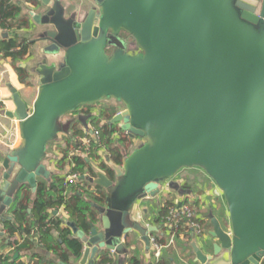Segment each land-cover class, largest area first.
<instances>
[{
    "label": "water",
    "instance_id": "water-1",
    "mask_svg": "<svg viewBox=\"0 0 264 264\" xmlns=\"http://www.w3.org/2000/svg\"><path fill=\"white\" fill-rule=\"evenodd\" d=\"M41 1L43 12L31 13L43 27L35 42L54 60L33 70L40 86L32 109L11 90L8 117L21 144L0 143V213L22 186L36 192L38 178L51 180L50 144L77 122L87 127V116H64L112 100L125 109L108 125L144 142L121 166L109 162L114 181L91 178L106 191L94 205L100 230L86 234L63 219L85 245L79 264H96L102 250L125 255L133 232L149 244L161 228L133 219L134 208L185 169L216 185L230 225L210 214L213 255L193 242L196 263L264 264V0H96L85 16L61 0Z\"/></svg>",
    "mask_w": 264,
    "mask_h": 264
},
{
    "label": "trees",
    "instance_id": "trees-1",
    "mask_svg": "<svg viewBox=\"0 0 264 264\" xmlns=\"http://www.w3.org/2000/svg\"><path fill=\"white\" fill-rule=\"evenodd\" d=\"M30 1L32 0H25L26 3ZM24 9V2L21 0H0V55L4 58H11L19 73L26 76L28 75L26 69L19 66V63L30 57L31 44L18 34L20 30L29 27L27 19L23 16ZM115 114L116 111H111L110 108L101 109L95 114L91 113L87 123L90 127L87 126V129L81 123L72 128L71 135L65 139L67 149L62 152L63 157L69 158L74 165L70 174L85 176L90 173L95 177V172L89 162L94 161L100 164L102 173L111 180H115V172L108 163L102 160L101 150L108 151L111 155L110 162L121 166L125 156L131 154L134 146V140L130 137L124 138L121 128L116 129L115 126L108 125ZM92 131L99 132L100 140L92 141V153L87 158L89 160L76 156L70 158L71 151H68L70 146L78 147L79 138L90 135ZM191 186L186 184L182 186V189L183 191L190 190ZM31 194L32 188L29 185L22 186L15 197L11 216L9 218L2 217L0 222V264H57L46 255L47 253L56 255L65 264L71 259H80L84 251L83 243L64 224L63 218L54 216L53 212L64 208L68 219L74 222L79 230L90 234L92 225L95 226L99 219L98 211L94 205L102 206L104 204L106 191L89 179L66 185L64 177L53 175L50 182H38L33 202ZM186 202L187 205L191 204L188 200ZM198 203L190 205L196 215L194 219L197 222L200 217H205L208 214V211H205L203 213L205 216L202 215ZM159 205L160 208L153 218V223L164 231H169L164 217L170 207L178 206L180 209V205L167 200ZM189 222L186 215L182 216L178 224L177 239L190 240L193 230L188 226ZM204 222L203 220V225ZM157 234L160 236L159 233ZM163 237L164 235L160 242H165L166 239ZM64 246H67V251L63 250ZM36 248L39 250L36 251ZM29 252L31 255L28 260H23V253ZM17 254L18 257L15 258ZM129 263L138 264V260L131 257ZM96 264L116 263L109 255H104Z\"/></svg>",
    "mask_w": 264,
    "mask_h": 264
},
{
    "label": "crops",
    "instance_id": "crops-1",
    "mask_svg": "<svg viewBox=\"0 0 264 264\" xmlns=\"http://www.w3.org/2000/svg\"><path fill=\"white\" fill-rule=\"evenodd\" d=\"M22 2H24L25 7L23 11V16L27 19L29 27L20 30L18 34L31 44V55L27 60L19 63V66L26 69L28 75L24 76L19 73L16 68V65L14 64L11 58H4L0 55V143L12 149L20 146L21 135L19 123L15 119H11L8 117L9 112L16 111V106L12 99L11 90H17L21 98L27 105V108L32 109L37 99L40 86L39 76L34 74L33 70L45 57L49 60L50 63L54 60L53 56L43 54V50L47 46L45 43L35 42L38 34L43 30V27L37 26L31 16V13L33 12L35 14H39L43 12L44 8L42 6V1L32 0L29 3H26L25 0H22ZM61 2L67 8L69 13L76 12L79 13L81 16H85V14H87L90 10L97 6L96 0H61ZM89 119L90 116H88V119L86 121L87 123ZM87 126L90 127V125ZM84 127L85 129L88 128L86 126ZM71 133L69 135L64 136H66L67 138L71 135ZM64 149H67L65 141L60 142V140H58L50 144L48 147V158L46 162L49 167V170L53 173V175H59L66 179L67 176L70 175V172L74 167L69 158L66 159L63 157L62 152L64 151ZM72 149L73 146H70L68 151H71ZM104 152L106 151H103L102 154ZM3 159L4 156L0 152V181L2 180V176L5 172V169L2 166ZM89 162L92 164L93 168L96 167V164H93L91 161ZM204 179L205 180L203 181L195 182L194 184H192L190 190L185 191H183L182 189L183 185L179 183L178 180L174 179L168 184H165L166 189L163 194L165 196V200L178 202L179 204L185 203L187 200L189 201L191 199L194 201V203L199 202V209L202 215H204L203 213L205 211H208V214L206 216L204 215L205 217L202 216L205 221L204 226H207L208 223L211 224L209 218L210 214H214L220 220L218 214L222 213L225 217H228V209L220 190L209 179V177ZM40 181L47 180L43 178H38V182ZM174 185H176L175 188L173 187ZM35 193L36 192H34L32 189V202L35 199ZM157 197L154 198L155 200L144 199L139 202L134 208L133 219L138 220L145 227H160L153 223V218L158 213V207L156 208V206H154L155 203H159V198ZM165 200L161 198V201ZM12 206L0 213V222L2 220V217L9 218L11 216ZM54 216H61L63 219H68L64 208L59 209L58 214ZM95 226L99 230L101 229L99 222ZM211 230L212 228L209 230V232ZM157 233H159L161 237L162 235H164L166 239L165 241L170 238V233L168 231L160 229L158 232L150 234L149 239L153 236L162 239L160 236H158ZM208 235L206 234V236L202 239L194 238L193 236L190 238V240H187L185 238L176 239L175 245L165 249L163 251L162 258L157 262L154 259V252L153 248L151 247V244H147L144 240H142L139 234L133 232L123 241L124 248L126 250L125 255H118L111 251L102 250L99 253L97 261L100 260L102 256L109 255L115 260L116 264H131L129 263L131 257L137 258L138 264H198L196 263V256L193 252L191 244H193V242H196L198 247H200L206 254L213 255V245L216 243V240H214L213 238H208ZM208 244L210 245L209 248H207ZM37 249L39 250V248H36L35 250L38 251ZM63 250L67 251V246H64ZM30 255L31 252L23 253L22 259L27 261ZM46 255L56 261L57 264H65L63 261L57 258L56 255L52 253H47ZM81 258L78 260L71 259L67 264H79Z\"/></svg>",
    "mask_w": 264,
    "mask_h": 264
},
{
    "label": "built area",
    "instance_id": "built-area-1",
    "mask_svg": "<svg viewBox=\"0 0 264 264\" xmlns=\"http://www.w3.org/2000/svg\"><path fill=\"white\" fill-rule=\"evenodd\" d=\"M22 1V0H21ZM24 1V0H23ZM100 140V134L97 131H92L90 135H87L83 138H79V146L78 147H74L71 150L70 153V158L71 157H81V158H88V156L92 153V141H99ZM104 150H101V154ZM74 167V165H73ZM80 175L79 174H70L69 176H67V178L65 179V184L69 185L71 183H76L79 180ZM164 193V190L162 188L161 194ZM160 195V194H159ZM159 203L163 202L160 200H158ZM191 202V204L187 205L185 202V204L180 203L179 207L180 209L175 206L170 207L167 214L164 217V220L166 222V226L169 229V233H170V238L165 241V242H160V239L158 237H150V244L151 247L153 248V252H154V259L158 262L163 255V251L167 248H170L172 246L175 245L176 242V234L179 228V221L181 220L182 216H187L189 218V223L188 226H190L192 228V236L194 238H204L206 236L205 231H204V225L202 224V221L204 220L203 218H199L198 222L196 221V219H194V217H196L195 213L192 211V204H194V201L191 199L189 200ZM174 204H178V202H174ZM191 205V206H190Z\"/></svg>",
    "mask_w": 264,
    "mask_h": 264
},
{
    "label": "rangeland",
    "instance_id": "rangeland-1",
    "mask_svg": "<svg viewBox=\"0 0 264 264\" xmlns=\"http://www.w3.org/2000/svg\"><path fill=\"white\" fill-rule=\"evenodd\" d=\"M82 108L85 111H87L88 109H93V113H96L97 111H100L101 109L110 108L111 111L115 110L116 114L119 112H122L125 109L122 104L115 102V101H112V100L111 101H101V102L96 103L92 106H84ZM82 108H80V109H82ZM79 112H80V110H78L76 113L73 112V113L67 114L66 116H64L63 121L67 122V121L71 120V118L74 115H77ZM74 119H75V117H74ZM118 126H117V128L119 129ZM65 139H66V136H64L62 134L61 138L59 140H60V142H62V141H65ZM143 142H144V140L136 138L133 142L134 146L132 147L133 148L132 151H134L137 148V146L142 144ZM117 143H120V141H117ZM102 160L109 164V162L111 160V155L108 153V151H106L102 154ZM92 163L96 164L94 161H92ZM95 176H96L95 177L96 180L99 179V177H100L99 172H95ZM87 177H88L87 179H90L89 174H87ZM204 178H208V177L203 171H201L199 169H185L175 178V180H178V182L181 183L182 185H186V184L192 185L195 182H200V181L205 180ZM162 188L165 191L166 185H164ZM158 196H160V197H157V198H159L158 200H160L161 198H163L165 200V196L163 193H162V195L160 193V195H158ZM154 206H156V208L158 207V209L160 208L159 203H155ZM218 216L220 217V220L222 222L223 227L226 230H229L230 229L229 218L227 216L225 217L222 213H219ZM211 228H212V225L210 223H208L207 226H204L205 234L208 235L209 230ZM208 238H211V237L208 235ZM209 247H210V245L208 244L207 248H209Z\"/></svg>",
    "mask_w": 264,
    "mask_h": 264
},
{
    "label": "flooded vegetation",
    "instance_id": "flooded-vegetation-1",
    "mask_svg": "<svg viewBox=\"0 0 264 264\" xmlns=\"http://www.w3.org/2000/svg\"><path fill=\"white\" fill-rule=\"evenodd\" d=\"M78 110H80V112L77 114V115H74L72 118H71V120L72 119H74V117L75 118H80L81 116H91V113L92 114H95V113H93V109H88L87 111H85L83 108L82 109H78ZM77 110V111H78ZM77 111H75V113L77 112ZM89 112H91L90 114H89ZM123 112V111H122ZM118 114V113H117ZM78 123H80V122H77L75 125H77ZM74 125V126H75ZM117 126L118 125H116L115 127H116V129H118L117 128ZM119 128H120V126H118ZM73 128V127H72ZM124 138H129V136H128V134L127 133H125L124 132ZM130 139H132V138H130ZM136 139V138H135ZM135 139H133V140H135ZM87 161L89 160V159H86ZM96 163V167L95 168H93V170H94V172H101L102 173V171H101V168H100V164L99 163H97V162H95ZM91 166H92V164H91ZM89 175H90V173H88ZM96 177V176H95ZM95 177L94 176H92V175H90V181H91V178H94L95 179ZM88 177H87V174L85 175V176H80L79 177V180L78 181H82V180H86ZM88 180V179H87ZM37 184H38V182H37Z\"/></svg>",
    "mask_w": 264,
    "mask_h": 264
}]
</instances>
